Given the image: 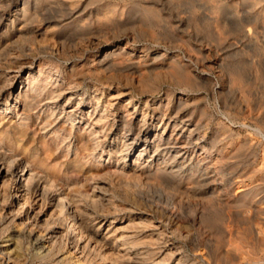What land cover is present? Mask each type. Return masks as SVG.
Segmentation results:
<instances>
[{"label": "rangeland", "instance_id": "obj_1", "mask_svg": "<svg viewBox=\"0 0 264 264\" xmlns=\"http://www.w3.org/2000/svg\"><path fill=\"white\" fill-rule=\"evenodd\" d=\"M22 1L0 0V200L5 190L14 193L10 175L15 164H28L51 180V190L84 206L93 231L108 229L112 239L107 243L118 248L120 258L117 251L103 252L115 264L141 259L140 251L151 248L152 229L141 222L149 220L164 230L174 210L177 223L164 230L170 246L161 256L164 264H264V0H27L26 25L18 21ZM127 40L137 47L130 55ZM55 48L58 53L51 54ZM19 62L24 66L17 72ZM62 81L78 83L67 110L75 108L79 95L81 105L87 102L89 86L103 87L104 104L123 94L118 95V111L126 119L132 106L128 113L121 106L130 98L138 106L147 101L148 108L165 109L180 97L171 113L192 130L194 165L183 176H150L136 170L135 158H117L120 142L112 148L107 139L96 156L75 155L77 143L71 137L48 141L46 132L55 123L36 135L41 108L31 111L29 129L17 140L13 128H7L16 118L4 107L22 103V87L48 95ZM2 150L18 156L5 162ZM50 212L45 207L41 219ZM63 216L70 223V215ZM25 245L22 264H75L69 258L61 261L59 244L41 261L34 259L37 245ZM96 252L87 253L89 264L101 263Z\"/></svg>", "mask_w": 264, "mask_h": 264}, {"label": "bare ground", "instance_id": "obj_2", "mask_svg": "<svg viewBox=\"0 0 264 264\" xmlns=\"http://www.w3.org/2000/svg\"><path fill=\"white\" fill-rule=\"evenodd\" d=\"M22 2L24 7L21 8L20 10L21 16L18 21L19 23L24 22V24L26 25L25 21L27 20L28 10L30 8L28 7L27 0H23ZM29 15L31 16V14ZM236 17L239 16L237 15ZM14 21L16 20L13 19L11 20L10 28L14 27ZM244 36H246L245 31H244ZM125 44L128 48L126 53L128 54L135 53V49H137L136 46H134L132 43H129L128 40L125 42ZM51 50H52V52L50 51L51 54H54V53H58L57 50L59 49L55 48ZM19 63L20 64L17 67V72L20 71L21 68L24 66L23 63L21 62ZM39 67L41 68V64H39ZM34 82L36 81L34 80L33 83ZM62 82L63 83L62 84L60 83L53 93H50L48 95L39 94L38 90L35 87L31 88L32 86L27 88L22 87L20 92H22L25 95L23 97L22 103L18 106L16 103H14L15 105L13 104L12 107L8 105L4 107L3 110L13 114L14 117L16 118L15 120L16 122L11 123L10 126L7 125L8 126L7 128H13V133L15 134V138L17 140L20 141V137H23L24 134H26L27 129H29V127L28 128L26 127L29 124V120H30L29 117H31L30 115H32L31 111L41 108V110L44 111L43 113L44 116L38 118V123L36 122L37 123L36 125L38 126L34 127V129L36 130L33 129L34 131H37L36 135L40 134V132L41 133L43 131L45 132L46 128L49 125H53L55 123L54 126L51 127L48 130V132H46L49 133L48 135L50 137L48 141L52 142L57 136H58L57 139H59V136H61L63 140L71 137V140H74L77 143L74 150L75 155L79 154L80 156L83 157L89 155L96 156L97 150L100 149L103 150L100 147L101 141L107 139L109 142V147L112 148H116L120 142L121 150L119 151L120 155L117 154L118 155L117 158L119 157L122 159L125 156H130L135 158L136 161L135 165H137L135 166L136 170L139 168V170L146 172L148 175L154 173L155 176V174L157 175V173H161L160 176L162 174L164 175L167 174L173 177L180 175L183 176L186 173V170L189 167L192 168V165H194L193 157H195L196 154V145L194 146L190 142L191 136L193 134L192 130L191 129L189 130L187 128V125L184 124V121L182 119L179 120L177 116L175 117L173 116L174 114L171 113L174 106L180 103L181 100L180 97L175 100V104H173L171 107L164 106L165 109H162L160 105L159 106L161 108L159 106L156 107L153 106L152 108H148L147 107L148 103L145 100L143 106L142 105L138 106L139 102L135 103L132 100V98H130L128 99L129 100L128 102L126 101L127 103L125 102L126 103L125 105L121 106V109L125 108L127 113L128 111H130L127 109L128 105L132 106L133 110L130 113L131 117L130 118L128 117V119H126L127 117L125 118L124 115L120 114V111H118L120 107V103L119 101H117L119 97L118 95H121L122 93L118 92L117 93L118 95L110 97V99L107 100V102L104 104L103 99L105 96L102 89L103 87L100 88L93 86V88H91L89 86V88H87L86 90L88 93L87 102L81 105L83 96L81 97V95H79L78 102L75 108L71 110H67L68 104L70 103L71 99L78 92V85H77L78 83L76 82L73 83L72 81L65 83L64 81ZM19 85L22 86V84ZM34 85L36 86L35 83ZM10 87L11 89L12 87H14V80L10 84ZM106 89L110 90L111 88L107 87ZM28 93H30V98L27 99L28 101H26L25 97L26 98L28 97L27 95ZM19 95L20 94L18 93L16 97H18ZM47 113L49 115H46ZM153 119H155L159 123L158 124L151 123ZM56 122L58 123L56 124ZM120 129L123 130L121 134H120ZM46 133L45 135H47ZM53 134L55 135V137L53 136ZM8 140L11 141V143H14V148L18 152L22 150L19 144L12 142L13 140L12 136L9 137ZM2 156H3L2 160L5 161L11 159L14 162L13 159H15V157L18 155H16L14 151L12 153L10 151L2 150ZM141 158L144 159L146 158V159L139 163V160H141ZM15 165H14L15 169L13 172H11L10 175L11 181L14 184V193L13 195L12 194L10 195L5 190V192L2 193L3 197H1L2 199L0 200L1 201L0 202V264H22L25 259L22 253V246L24 242H26L27 247L37 245V248L35 249L36 254L34 255V259H38L39 261L51 257V255L54 252V248L56 249L55 246L57 244L61 245L60 248L62 247V250L64 251L62 253L63 255L61 256L62 257L61 261H66L69 258V259H73L74 261L73 260L72 261L75 264H89V262L92 259L88 254H90L92 251L95 252L96 250L98 251L96 252L97 255L100 256L99 262L105 263L108 260L110 262L115 261V258L110 257L111 255L110 253H108L109 255L107 256L105 255L107 254V252L106 253L103 252V248H104L105 251L106 250L108 251L110 250L112 252L117 251L115 252L116 254L114 255H117L119 253L118 248L115 249L113 245L111 246L109 245V243H107V241L112 239V236H109L111 234L108 235L109 233L107 232L108 229L99 227L97 228V230L93 231V228L90 225L91 223L90 219L92 216L85 212V208L82 204L81 205L77 204V201L75 200L76 198L75 199L73 198L76 202L74 200L70 201L68 197L70 196L69 194L66 193L62 195L58 191L51 190L49 183V181L51 180L48 179L49 180L48 181L46 178L43 179L41 172H39L40 170L38 169L39 171H37V167L36 169H34L33 166H28V164L22 166V164L20 163H16ZM7 169L4 168V170ZM8 171L9 170H7V173ZM0 172H3V167L1 166H0ZM189 173L192 174L193 178L195 177L194 172L193 173L189 172ZM95 174L97 175V172ZM189 178L191 180V176ZM196 179H199V177ZM178 182L180 183V181ZM214 182L215 181H213V183ZM186 183L189 184V181ZM192 186H194V184H192ZM3 191L4 190L2 189V192ZM38 202L41 206L40 208L37 207L39 210H36V212H34ZM45 207L50 208L51 212L48 215V217L42 220L41 218L45 214L43 213ZM173 212L171 213L170 218H168L169 220H167L168 224L167 226H165L166 228L165 229L163 228L165 231H167L166 229H169L170 226L172 225L174 226L177 223L176 216L174 215ZM64 213L70 215V223H68V220L64 218L63 216ZM15 222L17 223L14 224L15 226L13 227L12 224ZM6 223H8V225H6ZM4 224L6 225V227L4 226L3 228H1L2 225ZM139 225L140 224L138 223V226ZM140 226L145 227L144 229L147 228L149 229V226H152L151 227L152 229L148 230L151 232L148 235L149 236L148 243L149 245L151 244L150 245L151 248L148 247L145 248L143 246L144 248L142 250L144 251H140L141 253H139L141 255V257L139 258L141 259L139 260H137L138 258L135 260L131 259L130 264H164L166 262L164 261L165 258H162L161 256L170 247L167 246L168 241H166L165 239V236L167 234L165 233L164 230H161V226L152 225V223L149 220H146L144 222L142 221ZM159 229L161 231H159L158 234H156L157 232L155 231L156 230L158 231ZM130 243L133 244L134 240L130 241ZM137 255L135 256L137 257ZM94 257L95 256H93L92 258L94 259ZM117 257L120 258V255ZM124 261L126 262V260ZM94 262L96 263V261ZM121 262L119 261V263ZM113 264H115V262H113ZM191 264H198V263L196 262Z\"/></svg>", "mask_w": 264, "mask_h": 264}]
</instances>
